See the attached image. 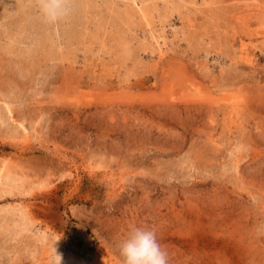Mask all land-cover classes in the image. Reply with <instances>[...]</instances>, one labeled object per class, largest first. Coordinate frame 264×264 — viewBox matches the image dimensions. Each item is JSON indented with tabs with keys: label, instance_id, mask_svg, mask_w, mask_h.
I'll return each mask as SVG.
<instances>
[{
	"label": "rangeland",
	"instance_id": "obj_1",
	"mask_svg": "<svg viewBox=\"0 0 264 264\" xmlns=\"http://www.w3.org/2000/svg\"><path fill=\"white\" fill-rule=\"evenodd\" d=\"M0 0V264H264V0Z\"/></svg>",
	"mask_w": 264,
	"mask_h": 264
},
{
	"label": "clouds",
	"instance_id": "obj_2",
	"mask_svg": "<svg viewBox=\"0 0 264 264\" xmlns=\"http://www.w3.org/2000/svg\"><path fill=\"white\" fill-rule=\"evenodd\" d=\"M44 8L51 18H56L62 10L61 0H46ZM119 251L124 264H167V253L151 229L131 227L120 241Z\"/></svg>",
	"mask_w": 264,
	"mask_h": 264
}]
</instances>
